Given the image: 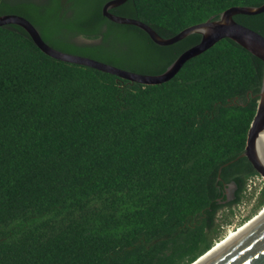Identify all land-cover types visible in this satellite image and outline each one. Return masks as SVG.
<instances>
[{
	"label": "trees",
	"instance_id": "trees-1",
	"mask_svg": "<svg viewBox=\"0 0 264 264\" xmlns=\"http://www.w3.org/2000/svg\"><path fill=\"white\" fill-rule=\"evenodd\" d=\"M107 1L1 0L0 15L24 17L56 50L139 74L164 72L200 41L159 46L105 18ZM263 3L127 0L110 12L170 38ZM233 19L264 36V12ZM262 75L261 60L224 39L170 81L142 85L53 59L21 27L0 26V264L194 262L219 238L220 211L260 176L235 159Z\"/></svg>",
	"mask_w": 264,
	"mask_h": 264
},
{
	"label": "water",
	"instance_id": "water-1",
	"mask_svg": "<svg viewBox=\"0 0 264 264\" xmlns=\"http://www.w3.org/2000/svg\"><path fill=\"white\" fill-rule=\"evenodd\" d=\"M126 1H107L102 7V15L116 24L131 25L143 30L159 46L173 45L192 34H200V41L183 51L164 72L151 75L127 71L97 60L56 50L43 41L38 30L27 19L18 15H0V26L16 25L21 27L37 48L53 59L93 68L142 85H158L170 81L178 74L186 62L201 55L221 40H231L263 63L262 83L258 94L256 112L250 125L245 150L235 161L239 158H247L254 170L264 178V36L236 23L233 19L236 15L254 16L263 13L264 3L260 6H232L220 13L217 18H211L205 22L189 26L170 38H163L150 26L136 19L117 16L110 12L111 9L124 4ZM225 21L229 24L227 29L222 27ZM234 190L235 185L233 183L227 186L226 199L223 204L234 200ZM213 248L214 246L191 264H264V218L238 236L237 239L206 258V260L198 262L211 252Z\"/></svg>",
	"mask_w": 264,
	"mask_h": 264
},
{
	"label": "rangeland",
	"instance_id": "rangeland-1",
	"mask_svg": "<svg viewBox=\"0 0 264 264\" xmlns=\"http://www.w3.org/2000/svg\"><path fill=\"white\" fill-rule=\"evenodd\" d=\"M6 1L8 2L11 0ZM263 186L264 178L261 176L252 178L248 183L247 191L245 192V197L243 198L242 202L237 205H233L230 208H223L220 211L217 221L220 224L217 234V237L219 238L216 239L213 246L216 245L215 247H217L225 241L227 242L232 237L236 236L238 231L241 232L243 228L248 226L260 216L264 210V207L256 209V204L258 201V194ZM231 211L232 214L230 213Z\"/></svg>",
	"mask_w": 264,
	"mask_h": 264
},
{
	"label": "bare ground",
	"instance_id": "bare-ground-1",
	"mask_svg": "<svg viewBox=\"0 0 264 264\" xmlns=\"http://www.w3.org/2000/svg\"><path fill=\"white\" fill-rule=\"evenodd\" d=\"M264 218V210L263 212L260 214V216L258 218H256L253 222H251L248 226H246L245 228L242 229L241 232H237L236 236L232 237L230 240H228L227 242L225 241L224 243H222L221 245L213 248V250L211 252H209L205 257L201 258L200 261L198 262H203L204 260H206V258H208L209 256H211L213 253L217 252L218 250H220L222 247L228 245L231 241L237 239L238 236H240L241 234L245 233L247 230H249L250 228H252V226H254L255 224H257L258 222H260L262 219ZM200 264V263H198Z\"/></svg>",
	"mask_w": 264,
	"mask_h": 264
},
{
	"label": "snow or ice",
	"instance_id": "snow-or-ice-1",
	"mask_svg": "<svg viewBox=\"0 0 264 264\" xmlns=\"http://www.w3.org/2000/svg\"><path fill=\"white\" fill-rule=\"evenodd\" d=\"M222 27H223V29H227L229 27V24L227 23V21H225V23Z\"/></svg>",
	"mask_w": 264,
	"mask_h": 264
}]
</instances>
